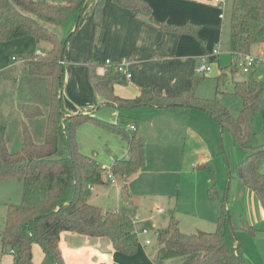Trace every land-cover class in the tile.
I'll return each mask as SVG.
<instances>
[{
	"label": "trees",
	"instance_id": "1",
	"mask_svg": "<svg viewBox=\"0 0 264 264\" xmlns=\"http://www.w3.org/2000/svg\"><path fill=\"white\" fill-rule=\"evenodd\" d=\"M90 1L0 0V41L32 36L37 42L47 41L52 45L47 52L23 56V62L20 63L21 78L27 75L29 82L46 85L49 95L47 105L31 101L20 103L21 133L18 135L17 132L16 136L20 141L17 150L10 148L7 123L4 133L0 134V182L16 179L22 186L21 203L6 204L5 227L0 232L3 250H14L15 264H34L32 249L35 243L52 256L54 264H66L59 247L63 231L108 238L117 252L126 255H134L139 249L138 233L129 215L116 210H104L90 201L94 188L104 184L107 167L94 154H85L80 150L77 130L81 124L95 123L117 132L127 142L129 156L115 159L111 166L113 174L122 179L121 189L125 195L130 194V178L140 171L147 160L142 134L138 129L129 132L123 123L97 117L94 109L69 113L63 107L65 68L63 71L61 69L65 67L66 46L78 25L65 39L59 37L55 26L62 25L73 15L77 16L79 23ZM114 1L130 9L139 21L161 32L169 30L198 37L200 24L188 21L178 25L166 20L158 21L147 0ZM104 4L105 0H97L93 13L94 39L100 47L104 33ZM261 44H264V0H233L230 17L232 54L249 53ZM98 66L92 63L89 72L99 104L117 105L118 108L181 106L206 112L219 124L221 132L232 135L237 147L250 151L238 165L239 177L257 194L264 208V145L252 148L249 144L253 134V117L263 101L262 78L252 73L248 79L233 82L234 93L243 100V107L235 116L216 96L203 98L197 95V87L206 73L193 74L190 88L175 95L157 94L147 88L136 98H123L116 95L112 88L116 70L107 72L110 78L107 74H100ZM237 70L239 68L233 60L227 69L221 68L217 82L223 80L228 71L235 73ZM216 92H219L218 88ZM32 98H36L34 94ZM41 119L45 121V127L44 137L39 140L33 132V125L35 127ZM202 166H208V163ZM225 202H221L217 228L212 232L185 233L180 229L178 220L172 216L167 227L158 233L157 258L164 261L181 257L182 260L175 264H249L243 257L238 230ZM243 228L250 233L255 231L248 224H244Z\"/></svg>",
	"mask_w": 264,
	"mask_h": 264
},
{
	"label": "rangeland",
	"instance_id": "2",
	"mask_svg": "<svg viewBox=\"0 0 264 264\" xmlns=\"http://www.w3.org/2000/svg\"><path fill=\"white\" fill-rule=\"evenodd\" d=\"M222 5L225 21L218 35L221 53L210 62L211 71L206 72V77L198 85L197 95L203 98L216 96L233 115L237 116L243 107V100L240 95L234 93L232 79H248L254 73L255 77L264 80V65L262 63L255 65L254 71L249 73L241 69L235 73L228 71V75L217 82L216 78L220 75L221 68L227 69L234 60L230 48L233 0H226ZM66 26L67 22L55 26L62 39L67 38L70 33ZM47 43L50 44L44 41V44ZM1 44L6 47L9 42ZM251 53L261 55L255 49ZM104 74L111 78L110 73ZM5 76L0 85V122L9 126L10 148L14 150L13 147L19 139L16 137L17 132L18 135L21 133L20 103L31 101L47 105L49 95L46 85L29 82L26 79L27 75L21 78L20 73L12 72L10 76L8 74ZM217 88L219 92H216ZM33 94L36 98H32ZM114 112L118 114L115 121L123 123L131 133L138 129L142 134L146 142L147 160L140 171L132 176L129 182V195L122 193V179L118 177L117 182H111L109 186L99 185L90 201L104 210L115 209L131 216L138 233L139 248L156 253L158 233L167 226L172 216L178 220L180 229L185 233L212 232L217 228L222 209L221 202L225 200L232 219L237 216L241 225L247 222L256 228L254 234L238 230L237 236L244 247V255L252 257L253 264H256V261L258 264H264V222H261L264 217L258 205L257 195L252 193L250 197L249 190L242 183V179H239L238 165L250 151L237 147L230 133L221 132L219 124L206 112L197 108L157 109L149 106L118 108L114 105L99 108V115L102 113L106 118L111 119L112 116L115 118ZM84 124L80 126L83 127ZM94 124L87 123L90 127L95 126L105 132L95 135V139L99 138V144L103 140L109 142L103 143L101 147L98 145L92 148L95 150H89L88 154L94 153L96 159L106 167H110V162L115 156L113 148L123 149L125 154L119 155H128L125 141L120 134ZM132 124L137 128L131 129ZM3 127L0 123V133L4 130ZM44 127L43 119L37 121L35 127L33 125V132L39 140L44 137ZM92 133L93 131L89 130L87 136H91ZM249 144L252 148L264 145V92L262 104L253 117V134ZM204 163H208V166H202ZM21 201L22 189L18 180L7 179L0 182V232L5 227L6 204H20ZM159 209L161 212H158ZM144 230L148 233L145 234ZM147 239L151 240L150 245L146 244ZM181 260V257H177L164 260V263L175 264Z\"/></svg>",
	"mask_w": 264,
	"mask_h": 264
},
{
	"label": "crops",
	"instance_id": "3",
	"mask_svg": "<svg viewBox=\"0 0 264 264\" xmlns=\"http://www.w3.org/2000/svg\"><path fill=\"white\" fill-rule=\"evenodd\" d=\"M147 1L152 7L155 19L158 21L166 20L169 23L178 25H183L188 21L200 24L198 37L189 33L184 34L169 30L161 32L158 28L136 19L130 9L121 7L114 0H105L102 17L104 33L102 47H100L95 43L94 39L95 24L93 13L97 0H91L78 23L77 31L65 49V76L62 98L63 107L67 112L77 113L94 109L93 112L97 117L106 119L109 122H118L115 121L118 115L117 112H114L115 118L112 116L111 119L106 118L102 113L99 115V108L104 106V104L102 102L99 104V97L90 78L89 70L92 63L99 65L97 71L100 74H104L110 69H115L106 65L107 59H111L116 63L124 61L128 64L129 71L132 74L130 79H125L116 71L113 74L116 76L112 83L114 93L123 98H136L147 88H151L157 94L167 95H175L190 88L192 76L196 74L200 57L211 53L218 46V35L222 31L225 21L224 5L222 4H225L226 0L221 3H217L216 0ZM66 22L67 31H75L77 16L73 15ZM7 42L9 44L3 47V44H1L3 42L0 41V74L4 73V78H6V73L9 76L12 72L21 74V64L13 60L14 56L23 57L39 51L47 52L52 47L51 44H44V41L37 42L32 36L21 37ZM253 49L264 55V44L256 45ZM211 58L215 59L214 57ZM14 61L16 62L15 64ZM235 80L233 78L231 82ZM2 81L3 77H0V85ZM97 104L99 105L97 106ZM173 108L177 107L157 109ZM0 123L4 126V130L0 133L2 134L5 131V123ZM89 130L93 131L91 136H87ZM103 131L95 126L90 127L87 123L83 127L80 126L77 130V141L80 150L88 154L87 152L92 148H96L98 145L101 147L103 143H108V140H103L99 144V138L98 140L95 139V135H98V133L104 134L105 132ZM124 143L126 144L125 148L128 150V155H119L125 154L123 149L113 148L115 156L110 162V167L115 159L129 156L128 144L126 141ZM19 146L20 142L17 140L16 145L13 147L15 148L14 150H17ZM94 150L92 149V151ZM95 157L97 158L96 155ZM103 166L106 167L105 165ZM131 179L132 177L129 182ZM239 179L241 178L239 177ZM241 181L244 184L243 180ZM109 183L111 181L105 176V182L102 185L109 186ZM97 187L94 188L93 193ZM245 187L249 190L248 194L251 197L252 193L255 192L246 185ZM258 205L264 217V208L259 198ZM232 220L237 230L250 233L243 228L237 216ZM261 222L263 223L264 220H261ZM59 247L66 264H165L164 261H160L157 258L155 252L144 250L142 247L138 249L136 254L126 255L117 252L108 238L91 237L71 231H63L61 233ZM243 249L244 247L242 246L243 257L250 262H248L249 264H253L254 259L244 255ZM32 250L34 264H54L52 256L45 252L38 243L33 245ZM0 264H15V254L11 250H3L1 242ZM256 264H258L257 261Z\"/></svg>",
	"mask_w": 264,
	"mask_h": 264
},
{
	"label": "built area",
	"instance_id": "4",
	"mask_svg": "<svg viewBox=\"0 0 264 264\" xmlns=\"http://www.w3.org/2000/svg\"><path fill=\"white\" fill-rule=\"evenodd\" d=\"M216 1L217 3H221L223 0H216ZM38 53H41V51H39ZM220 53H221V50L219 49V46H217L213 49L211 53L202 55L200 57V64L198 65L196 72L200 74V73H206V72L211 71L210 62L213 59L211 57L216 58ZM13 60L20 62V63L23 62L22 57L14 56ZM234 60L236 61V65L238 66V68L241 69L245 73H249L253 71L255 65L257 64L262 63L264 65V55L263 54H261L260 56H256L252 54L251 52L249 53L235 52ZM106 65L108 67H114L116 72L121 74L125 79H130L132 77V74L128 68V64L124 61H120L116 63L115 61H112L111 59H107ZM131 129H136V126L132 124ZM105 176H107V178L112 183L117 182L116 176L113 174L111 167L110 168L107 167V173ZM158 211L161 212V209H159ZM143 232L148 233L147 230H144ZM146 243L150 244L151 240L147 239ZM11 252L14 253V250L11 249Z\"/></svg>",
	"mask_w": 264,
	"mask_h": 264
},
{
	"label": "water",
	"instance_id": "5",
	"mask_svg": "<svg viewBox=\"0 0 264 264\" xmlns=\"http://www.w3.org/2000/svg\"><path fill=\"white\" fill-rule=\"evenodd\" d=\"M77 25H78V23L76 24V26H77ZM63 69H64V67H62V69H61V70L63 71Z\"/></svg>",
	"mask_w": 264,
	"mask_h": 264
}]
</instances>
